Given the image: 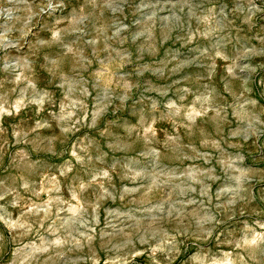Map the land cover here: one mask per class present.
<instances>
[{"label": "rangeland", "instance_id": "374dc122", "mask_svg": "<svg viewBox=\"0 0 264 264\" xmlns=\"http://www.w3.org/2000/svg\"><path fill=\"white\" fill-rule=\"evenodd\" d=\"M0 264H264V0H0Z\"/></svg>", "mask_w": 264, "mask_h": 264}]
</instances>
